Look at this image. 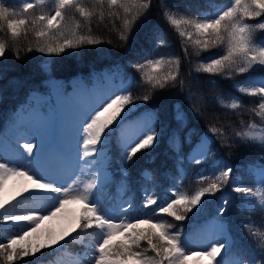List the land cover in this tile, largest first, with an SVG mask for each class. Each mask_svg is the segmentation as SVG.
<instances>
[{
  "label": "trees",
  "instance_id": "1",
  "mask_svg": "<svg viewBox=\"0 0 264 264\" xmlns=\"http://www.w3.org/2000/svg\"><path fill=\"white\" fill-rule=\"evenodd\" d=\"M79 2L93 13L91 17H84L77 10L68 9L65 19L60 21L58 27L49 30L38 18L54 14L56 6L53 0L47 3L36 2L35 7L28 12L23 11L22 0H0V3L15 10L16 14L9 19L28 21L26 25L18 27L16 36L7 28V21H0V43L6 49L5 56L0 57V160L6 158L5 140L16 147L17 143L9 137V133L19 127L16 125L17 110L31 104L32 93L50 96L48 80L51 77L60 79L63 91L68 92L73 77H79L86 86H90L93 75L100 74L103 70H116L125 79L134 81L132 96L137 106L127 118L149 112L151 116L155 115L156 127L161 135L153 147L140 151L131 161H126L118 143L121 125L116 126L114 122L113 131L108 134L105 142L110 156V177L101 192L105 204H115L130 198L135 214L141 218H151L153 223L164 221L172 225L169 232L182 228L181 239L187 240L185 250L192 242L193 232L202 228L208 220L224 223L232 247L223 256V264H239L242 257L248 259L264 245V185L259 184L250 171L254 166L264 165V142L251 141L245 138L244 133L252 124L264 127V109L259 107V96L244 93L237 85L249 77L254 80L264 79V67L257 64L246 73L231 76L206 73L203 64L208 63L212 56L220 54L219 47L202 49L195 41L204 38L196 35L191 24L176 26L163 15L166 8L173 19L195 21L204 18L201 13H214L217 8L226 6L228 0H163V7L161 0H153L154 6L143 23H140L143 10L139 7V0H120V7H112L107 0ZM126 21L131 23L126 24ZM245 22L254 25L264 23V14L245 18ZM40 30L48 32V35L38 37L36 33ZM181 31L191 32L193 35L191 38L181 36ZM74 36L102 42L84 43L75 49H66L61 54L38 51L40 47H59L65 38ZM254 36L257 40H264V29H255ZM150 60H160L162 63L153 67L148 63ZM141 64L144 65L143 68L139 67ZM169 74H178L175 85L171 79L163 88L153 87L155 82L148 81L149 75L162 80ZM181 80L183 89L179 83ZM242 86L249 87L247 84ZM189 90L194 93L191 100L188 99ZM145 95L150 97L147 102L142 99ZM233 103L238 104L235 109L231 107ZM177 107L186 117L183 124L174 119ZM210 128L218 130L215 134L218 138L212 145L211 154L202 163H189V152ZM236 133H242L243 138ZM173 134L179 136V153L169 143ZM188 137L191 138V144L187 142ZM178 155L185 158L180 166L176 163ZM217 161L231 165L234 175L240 178L239 185L251 187L253 194L245 196L234 193L231 191L232 185H228L223 192L206 196L202 206L189 212L184 221H176L170 215H152L153 210L170 196L171 190L191 196L207 187L218 175L217 168L220 165ZM124 172L127 176L123 175ZM201 175L208 179L201 181ZM81 182L82 179L77 177L71 188H77ZM144 189L152 190L160 197L148 209L142 208ZM258 190L262 195V206L246 204ZM224 195L229 199L228 211L223 216H218L221 197ZM84 208L85 204L80 205L78 218L83 215ZM5 215L9 214L4 209L0 210V243L8 242L3 234L4 226L16 236L30 232L21 225L4 223ZM140 227L147 230L149 225ZM125 238L126 234L121 236L117 233L113 243H119ZM99 239L100 234L95 229L77 230L59 246V251L52 252L51 248L45 247L35 255L17 256L11 264L53 261L55 255L62 250L83 264H92L93 246ZM23 241L24 245L40 244L38 240L32 242L31 235ZM136 250H147V255H155L146 241H141ZM0 264H7L3 255H0ZM187 264H209V259L200 258L197 261L196 257H192L187 260Z\"/></svg>",
  "mask_w": 264,
  "mask_h": 264
},
{
  "label": "snow or ice",
  "instance_id": "2",
  "mask_svg": "<svg viewBox=\"0 0 264 264\" xmlns=\"http://www.w3.org/2000/svg\"><path fill=\"white\" fill-rule=\"evenodd\" d=\"M40 2L42 3L43 0ZM107 2L112 7L121 6L120 0H107ZM161 4L163 7V0H161ZM153 6V0H139V7L143 10L140 23L147 20ZM34 7V3H23L24 12H28ZM68 9H75L84 17L93 15L92 12L84 8L79 0H57L54 14L41 15L38 19L44 23L46 29H55L60 21L65 19V12ZM15 14L14 9L0 3V21H7V28L13 36L18 35V27L28 23L26 19H9ZM262 14H264V0H228L226 6L214 13H201L204 18L195 21L173 19L169 16L166 8L163 12L165 18L169 19L173 25L191 24L196 35L204 38L195 41L202 49L208 50L212 46L219 47L220 54L212 56L208 63L203 64V70L213 75L227 74L229 76L236 73H246L257 64L264 67V40L258 41L254 36L255 29H264V23L254 25L245 22V18L260 17ZM130 23L131 21H126V24ZM36 35L44 37L48 35V32L40 30ZM180 35L191 38L193 33L181 31ZM122 39L126 40L127 37H122ZM101 42L86 39L84 36H74L73 38H65L59 47H40L38 51L47 54H61L66 49H75L84 43L99 44ZM31 50L29 49V51ZM5 53V45L0 43V57H4ZM148 63L155 67L162 61L153 62L150 60ZM139 67L143 68L144 65L141 64ZM177 78L178 74L166 75L162 80L149 75L148 81L149 83L155 82L153 87L163 88L169 79L175 85ZM179 83L183 89V81L181 80ZM133 84L134 81L127 84L121 83L118 89L121 94H116L114 98L109 97L105 102H102L99 105L100 110L95 111L94 115L83 113L82 119L78 121L79 127H75L76 160L79 162L84 158H91L85 162L99 165L98 169H94V171H99V182H95L94 177V182L86 185L82 193L70 195V187L64 186L67 183L62 174L66 172L64 161L70 155L72 140L58 138L55 135L54 127L57 115L54 118H41L30 122L24 126V131L19 133L16 148L22 154L23 160L17 161L20 163L19 167H9L8 162H0V193L3 192L6 179L9 176L28 177L33 183L14 193L11 200L0 196V210L5 209V205L11 206L12 200L19 203L18 197L24 200L34 198L39 203L32 207L27 214L4 216V223H25L31 228L30 232L14 236L7 243H0V255L4 256L7 264H11L17 256L35 255L45 247L55 248L72 237L73 232L88 229H95L100 234L99 241L93 246L92 264H187V260L191 259L192 256H195L197 261L201 257H207L209 264L212 262L223 264V256L232 247V241L228 237L221 236L209 245L206 252L189 255L185 251L187 240L181 239L182 228L175 232H169L172 225L164 221L153 223L151 218H141L135 214L134 205L130 198L115 204L109 202L107 205L102 199L101 192L108 182V174L104 170V159L100 154L106 148L105 142L108 139V134L113 131L114 122L116 126L122 125L128 114L134 111L137 106L132 96ZM243 84H247L249 87H244ZM237 86L244 93L259 96L261 98L259 107L264 109V79L254 80L249 77L248 80L242 84L238 83ZM193 95L194 93L189 90L188 99L191 100ZM149 98L148 95H145L142 99L147 102ZM237 106V103L231 105L233 109ZM193 111L195 110L193 109ZM117 117L120 119L118 120ZM174 119L182 124L186 120L179 107L176 109ZM156 124L157 119L153 115L147 122H135L134 134L122 133L118 143L126 161H131L137 153L153 147L158 142L161 133L157 130ZM217 131L215 128H210L200 137L199 142L192 147L187 156L189 163L199 164L209 157L212 152V145L218 138L215 135ZM236 135L243 138L242 133H236ZM20 138L29 139L33 142H25L21 145L19 143ZM187 142L191 144L190 137H188ZM169 143L179 153V136L173 134ZM221 146H223V141H221ZM184 159L183 156L178 155L177 166L183 164ZM217 164L220 165L217 168L218 175L207 187L199 189L191 196L171 190L170 196L165 198L162 205L153 210L152 215H170L176 221H184L189 212L202 206L206 196H214L217 192H223L224 187L228 185H232L231 191L234 193L245 196L253 194L251 187L239 185L240 178L234 175V168L231 165L222 161H217ZM250 171L256 176L257 182L264 185V165L250 168ZM123 175L127 176V173L124 172ZM199 179L204 181L208 177L201 175ZM143 195L142 208L144 209L151 208L160 199L154 191L149 189H144ZM70 199L85 204L83 215L76 220L72 232L60 236L59 239L47 237L46 239L50 241L48 244L40 243L39 246L35 244L19 245L18 247L19 241L36 231V227H32V225L38 226L39 222L45 219L40 213L46 210L47 202L54 201L53 206L59 205L55 207L54 211H49L50 216H55L57 212L63 210ZM228 205V197L222 196L217 215L223 216L228 211ZM144 224L149 225L147 230L140 227ZM217 229L222 231L223 225L218 224ZM117 233L121 236L126 234V238L119 243H113ZM141 241H146L149 249L155 255H147V250L137 251ZM218 257L220 259H217ZM239 264H264V245L248 259L242 257Z\"/></svg>",
  "mask_w": 264,
  "mask_h": 264
},
{
  "label": "rangeland",
  "instance_id": "3",
  "mask_svg": "<svg viewBox=\"0 0 264 264\" xmlns=\"http://www.w3.org/2000/svg\"><path fill=\"white\" fill-rule=\"evenodd\" d=\"M48 1L49 0H43L42 3H47ZM24 2L41 3L40 0H22V3ZM56 3L57 0H53V4L55 6ZM219 9L220 8H217V11ZM96 80L98 83H96ZM128 82H130V79H125L118 71L103 72L99 75H95L92 77V82L90 86L84 85V83L81 81L79 77H73L70 81L71 88L69 89L68 92H64L60 80L50 78L48 80V84L51 88L50 96H44L37 93H32L30 96L31 104L29 106H25L24 108H19L17 110L16 125H18L19 127L12 133H9L8 131H6V133H9V137L15 143H17L19 133L21 131H24V126L26 124L41 118H54L57 115L55 127H54L55 135L58 138H67L69 141L72 140L70 155L66 157L64 161V168L66 169V172L62 174L65 176V179L67 181V183L64 186L70 187V195H76L77 193H82L85 190L86 185L94 182V177H95V182L98 183L99 171H94V169H98L99 165L95 163L90 164L85 162L86 160L91 158H84L79 162L76 160L75 127L76 128L79 127L78 121L82 119L83 113L94 115L95 111L100 110L99 105L102 102H105L109 97L114 98L116 94H121L118 91L121 83L127 84ZM151 117L152 116L150 113L143 112L139 116L133 118H126L124 123L121 125L120 137L122 133L126 135L134 134L135 122L137 121L147 122ZM117 119L119 120L120 118L117 117ZM244 136L251 141L264 142V127L252 124L249 126ZM25 142H33V141L24 138L19 139V143L21 145ZM4 148L6 151V158L5 160H0V162H8L9 167H19L20 163H17V161L23 160L22 154L17 150L16 147L12 146L6 140L4 141ZM100 155L104 159L103 167L104 170L107 172L109 179L110 159L108 154L106 153V149ZM145 174L147 173L145 172ZM77 177H80L82 179L81 184L77 188H71V185L73 184L74 180ZM26 179L28 178L26 177ZM28 181L33 183L32 180L28 179ZM19 190L20 188L17 191ZM0 196L7 199V193L4 190L2 193H0ZM17 199L19 200V203H17L14 200L13 202H11V206L5 205L4 210L9 215H13L12 213H16L15 215H19V214L23 215L27 213L37 203H39V201H37L34 198H29L28 200H24L18 197ZM71 201L72 200L70 199L69 203L66 204L63 208V211L69 214H71L70 213V209L72 205ZM80 204L82 203L80 202ZM80 204L78 205V209ZM246 204L250 206L261 207L263 202H262V195L260 190H258L254 195V198L252 200L247 201ZM53 205H54V201L47 202L46 210L40 213L45 217V219L40 221L38 224V225L43 224L41 228L42 232L39 235H34V233L32 232L31 233L32 242L38 240L40 241V243L48 244L50 241L46 239L47 237L59 239V237L62 236L58 225L56 223H50L47 220V214L49 213V210L59 206V205H55V206ZM219 223H215L212 219H210L206 222V224L202 228L196 229L191 235L192 243L185 250L186 254L190 255L191 253L206 252L208 250L209 245L214 243L221 236H226L229 238V235L227 234L226 231V226L223 223L220 224ZM218 224L223 225L222 231H218L217 229ZM18 225H21L27 228L29 231H31V228L25 223H21ZM46 228L49 229V232H47V234L45 232ZM3 232L8 240L11 239L9 233L13 237L16 236L10 232V229L7 228V226L3 227ZM65 241H63L62 244ZM18 245H24V241L23 240L19 241ZM59 246L60 245L56 246L55 248H51V251L52 252L59 251L60 250ZM62 257H67L71 259L70 262H65V264H83L77 258L70 255L66 251H61V253L56 254L55 259L53 261H40L39 264H61L59 258ZM201 258L209 259L207 257H201Z\"/></svg>",
  "mask_w": 264,
  "mask_h": 264
},
{
  "label": "bare ground",
  "instance_id": "4",
  "mask_svg": "<svg viewBox=\"0 0 264 264\" xmlns=\"http://www.w3.org/2000/svg\"><path fill=\"white\" fill-rule=\"evenodd\" d=\"M96 83H98L97 80H96ZM26 180L28 181V179H26V177L9 176L6 179L5 187L3 189L7 193V199L11 200V197L13 196L14 193L18 192L17 190L19 188L22 189L24 186H26V185L30 186V184H32L30 181L27 182ZM13 201L14 200H12L11 202H13ZM71 203H72L71 209H70L71 214L66 213L63 210L60 212H57V214L55 216H50L49 213L47 214V220L50 223H56L58 225V227L60 229V233L62 235H66L68 232H72V229L75 226V222L77 220L78 205L80 204V201L72 200ZM54 210H55V207L50 209L49 211H54ZM12 214L15 215L16 213H12ZM25 214H27V213H25ZM213 221L215 223H219L215 220H213ZM35 226H37V225H34L32 227H35ZM42 226H43V224H40V225H38V227H36V231L33 232L34 235H39L42 232V229H41ZM45 232L47 234V232H49V229L46 228ZM9 235L11 238L13 237V236H11L10 233H9ZM59 260L61 261V264H65V262L71 261V259H69L67 257L59 258Z\"/></svg>",
  "mask_w": 264,
  "mask_h": 264
}]
</instances>
